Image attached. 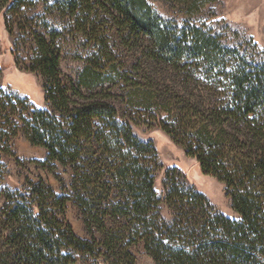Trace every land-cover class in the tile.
I'll use <instances>...</instances> for the list:
<instances>
[{
    "label": "trees",
    "instance_id": "16d2710c",
    "mask_svg": "<svg viewBox=\"0 0 264 264\" xmlns=\"http://www.w3.org/2000/svg\"><path fill=\"white\" fill-rule=\"evenodd\" d=\"M170 1L192 16L216 0ZM58 3L93 45L82 69L66 79L60 34L35 32L29 70L43 78L46 108L1 100L12 111L27 105L15 131L46 149L48 170L69 169L72 179L60 180L61 194L44 179L0 190V264H137L139 243L155 264H264V50L166 19L149 0ZM142 124L158 126L223 183L239 218L218 211L176 167L159 195L162 164L154 143L135 133ZM70 202L91 239L68 222Z\"/></svg>",
    "mask_w": 264,
    "mask_h": 264
},
{
    "label": "rangeland",
    "instance_id": "374dc122",
    "mask_svg": "<svg viewBox=\"0 0 264 264\" xmlns=\"http://www.w3.org/2000/svg\"><path fill=\"white\" fill-rule=\"evenodd\" d=\"M60 0H0V190L22 189L26 180L44 179L61 194L60 180L70 184L72 173L58 166L50 171L43 162L47 158L44 148L31 144L22 130L15 131L12 123L19 116H29L27 105L19 104L16 111L3 108L4 95L26 99L28 105L46 108L41 75L31 72V57L34 53V33L45 35L58 32L57 44L61 51V72L66 79H76L90 53L92 43L78 30L77 19L59 5ZM157 12L166 19L186 20L205 24L213 32L223 36L230 44H243L252 39L264 50V0H216L206 4L199 13L190 16L184 7L170 0H149ZM81 22V21H80ZM15 102V100H13ZM122 112L130 114L125 103ZM8 112V122L2 119ZM140 139L151 140L157 151L162 169L156 174V190L163 195L165 173L176 167L187 177L190 185L204 193L213 206L231 218H239L233 210L231 200L226 196L225 186L216 178L205 175L198 162L186 155L185 150L175 144L158 126L135 125ZM0 199V208L2 206ZM163 215L169 217L168 208L162 206ZM66 218L76 234L91 239L79 207L70 202ZM137 264H155L146 253L144 244L131 248ZM77 264H93L91 258H80Z\"/></svg>",
    "mask_w": 264,
    "mask_h": 264
}]
</instances>
